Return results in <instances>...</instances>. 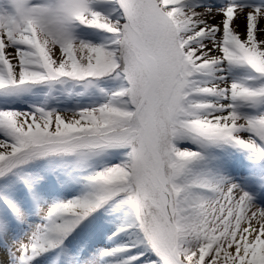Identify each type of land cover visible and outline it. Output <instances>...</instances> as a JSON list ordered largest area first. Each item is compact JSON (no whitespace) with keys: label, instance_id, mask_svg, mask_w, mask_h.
<instances>
[{"label":"snow or ice","instance_id":"1","mask_svg":"<svg viewBox=\"0 0 264 264\" xmlns=\"http://www.w3.org/2000/svg\"><path fill=\"white\" fill-rule=\"evenodd\" d=\"M0 264H264V0H0Z\"/></svg>","mask_w":264,"mask_h":264},{"label":"rangeland","instance_id":"2","mask_svg":"<svg viewBox=\"0 0 264 264\" xmlns=\"http://www.w3.org/2000/svg\"><path fill=\"white\" fill-rule=\"evenodd\" d=\"M238 23L241 25V29L243 28V22L242 21H238Z\"/></svg>","mask_w":264,"mask_h":264}]
</instances>
